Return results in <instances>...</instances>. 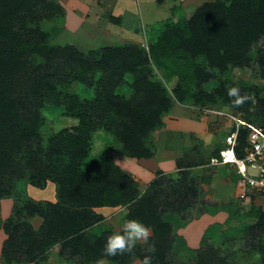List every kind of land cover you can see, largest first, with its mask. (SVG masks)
Instances as JSON below:
<instances>
[{
  "label": "rangeland",
  "instance_id": "1",
  "mask_svg": "<svg viewBox=\"0 0 264 264\" xmlns=\"http://www.w3.org/2000/svg\"><path fill=\"white\" fill-rule=\"evenodd\" d=\"M95 1L91 4V0H45L47 4H59L61 10L52 13V9L37 8L35 14L39 18L35 21L27 20V28L39 29L48 38L42 51L43 57L33 54L28 58L29 71L43 67L49 59V65H52L51 76L54 75V79L55 76L61 77L55 93L42 98L37 131L39 139L47 144L51 138L61 136L63 131L77 126L76 119L65 115L66 107L61 100L66 94L79 101L94 99L100 82L113 87L114 96L121 101H140L141 96L136 94L133 84V73L140 66H134L136 61L129 58L133 49L139 50L148 60L150 72L147 80L160 84L173 105L161 117V126L153 129L144 139L145 146L153 152L152 157L129 158L134 163L128 164L126 172L122 171L135 183L138 198L154 194V204L158 206L155 212L156 223L145 216L138 220L149 227V240H141L136 244L130 252L137 257L133 256L126 264H143L139 255L143 258L150 255L149 245H154L156 249L151 254L153 264H263L264 198L250 194L241 197L245 194L244 186L235 168L213 166L209 162L211 157H217L218 150L224 147L225 137L231 132V122L219 113L232 111L250 126L259 127L264 124V70L260 65L264 58V36L251 43L239 66L227 65L221 72L203 58L184 52L186 43L180 31L188 26L204 4L196 6L195 1L189 0L180 5L182 8L179 5L169 7L166 14L162 9L157 12L155 3L141 5L148 19L153 14V19H159L160 22L151 29H147L146 24L132 28L125 23V29L128 30L122 29L117 33L112 30V26L109 27L117 24L114 22L117 18L110 20L104 16L102 2L95 4ZM220 1L227 6L228 0ZM128 31L134 39L124 37ZM53 48L62 56H49L46 59L45 54ZM154 48L159 55L155 59L150 54ZM69 49L81 53L88 61L86 77L90 85L74 81L79 66L65 62L64 57L69 54ZM113 50L116 51L115 56L111 52ZM195 66L212 75L199 87L195 83ZM233 86L239 87L242 95L251 94L249 103L246 101L242 104L241 114L237 110L226 109L220 101L206 107L213 110L211 114H205L203 108L195 106L201 102L203 93L213 94L220 88L227 90ZM183 88L188 92L186 103L179 104L174 96ZM28 108L33 109L32 102H28ZM18 112L23 113L24 110ZM38 143L39 148L36 147ZM45 145L41 141H32L29 149L40 153V159H44L48 153ZM121 148L113 132H97L81 171H93L103 153L110 156L114 163V159L128 158L122 154ZM66 150L71 152L68 148ZM25 152V148L20 150L21 154ZM96 172L97 169L92 176ZM29 177L28 171L23 170L19 178L8 182V191L19 192L22 196L20 192L26 189L30 198L38 196L41 191L31 189ZM46 183L51 184L56 192L55 182ZM20 201L24 202L22 197L0 201V264H124L128 258L127 253L130 252H125V257L102 256L97 259L96 255L86 249L74 255L67 248L62 249L61 245H44L37 252L27 246L19 249L17 246L25 231L22 224L29 226L27 235L31 232L40 241L45 231L43 218L37 215L24 216L23 212L16 211ZM135 207L136 204L131 203L101 210L97 214L103 220L85 232L86 242L95 243L108 231L122 232L126 220H136L137 216L133 215ZM159 223L164 224L168 230L169 235L165 241L164 238H154V227ZM5 257H9V260Z\"/></svg>",
  "mask_w": 264,
  "mask_h": 264
},
{
  "label": "trees",
  "instance_id": "2",
  "mask_svg": "<svg viewBox=\"0 0 264 264\" xmlns=\"http://www.w3.org/2000/svg\"><path fill=\"white\" fill-rule=\"evenodd\" d=\"M37 8L52 9V13L61 10L59 4H47L45 0H0V201L10 197L18 200L22 197L24 202L20 201L18 210H15L28 217L37 215L45 221L41 241L31 232L27 235L29 226L22 224L25 231L17 246L19 249L27 246L37 252L42 250L44 245H61L62 249L67 248L69 253L74 255H79L86 249L98 259L107 256L103 251L104 245L113 233L105 232L95 243L86 242L85 232L103 220L94 209L118 208L135 203L136 207L132 210L133 215L137 216L136 220L145 216L156 223L155 212L158 206L154 204V194L138 198L139 192L135 183L106 153L100 156L98 166L93 171H81L83 161L91 150L94 134L99 131L110 134L113 132L122 146V154L128 158L149 159L153 152L145 146L144 139L153 129L161 126L160 119L170 110L173 102L160 84L147 80L150 72L147 67L148 60L142 52L133 49L129 58L136 61L134 66H140V69L133 73V84L141 100L121 101L114 96L113 87L100 82L97 84L94 99L79 101L66 94L61 100L66 107L65 115L76 119L78 124L63 131V135L51 138L46 144L37 135L41 101L43 97L55 93L56 86L61 82V77L55 76L54 79V75L51 76L52 65H49L47 58L62 55L53 48L50 53L45 54L47 61L43 67L29 71L28 58L33 54L43 57L42 51L48 39L41 30L26 27L27 20L35 21L39 18L35 14ZM180 32L186 43L184 52H190L189 54L199 59L203 58L202 60H206L211 67L221 72L227 65L239 66L251 43L264 36V0H228L227 6L220 0L204 4L189 21L188 26ZM111 52L113 56L116 55L115 50ZM150 54L153 59L159 56L155 48ZM64 60L78 64L79 72L74 78L76 83L90 85L86 77L88 61L81 53L69 49V54ZM260 65L264 70V58ZM197 68L198 66H195L194 76L199 87L212 75L207 70L201 71ZM187 94V89L183 88V91L175 93L174 98L179 104H185ZM202 95L201 102H197L195 106L203 108V112L209 105L219 101L226 109L242 112L243 105L233 107V98L227 95L226 89L220 88L213 94ZM250 95L248 93L246 96L250 98ZM28 102L33 103V109L28 108ZM20 109L24 112L19 113ZM229 114L234 115V112ZM229 129L233 131L232 124ZM246 137V128L240 129L238 147L234 149L238 158L242 156V150L246 146ZM32 141L46 144L48 153L44 159H40V153L31 152L29 148ZM36 147L39 148L40 143L36 144ZM23 148L26 152L21 154L20 150ZM66 148L71 152H67ZM224 149L225 142L224 147L218 150L217 157H211L210 160L219 158V152ZM69 153L70 155L66 156ZM20 155L21 158H18ZM96 169V175L92 176ZM23 170L29 173L31 189L44 190L47 181L57 184V199L54 204L33 200L28 196L26 189L20 192L22 196L19 192L8 191V182L19 178ZM22 203L24 204L21 205ZM5 231L7 232L6 229ZM153 233L154 238H164V241L169 235L166 226L160 223L154 227ZM25 251L27 252L26 249ZM117 256L125 257V254ZM127 256L124 264L131 261L133 256L137 257L132 252L127 253ZM139 257L143 260L142 256ZM5 259L8 261L9 257ZM262 263L264 264V257Z\"/></svg>",
  "mask_w": 264,
  "mask_h": 264
},
{
  "label": "built area",
  "instance_id": "3",
  "mask_svg": "<svg viewBox=\"0 0 264 264\" xmlns=\"http://www.w3.org/2000/svg\"><path fill=\"white\" fill-rule=\"evenodd\" d=\"M213 110L207 109L205 114H211ZM233 125V131L225 138L226 149L219 152V158L210 160V165L232 166L242 178L244 193L264 198V124L259 127L250 126L238 116L221 112ZM247 131L246 146L242 150V156L236 157L234 149L238 147L237 138L240 129Z\"/></svg>",
  "mask_w": 264,
  "mask_h": 264
},
{
  "label": "crops",
  "instance_id": "4",
  "mask_svg": "<svg viewBox=\"0 0 264 264\" xmlns=\"http://www.w3.org/2000/svg\"><path fill=\"white\" fill-rule=\"evenodd\" d=\"M94 1L91 0V4H93ZM194 1H195V5L197 6V5L207 4V3H213L215 0H193V2ZM98 2H102L103 4L102 5L103 13L105 14L104 16H107V18L109 19L111 18L110 20H112V18L114 17L117 18L116 20H114L115 24L116 22L117 24L116 25L112 24L109 27L112 26V30L118 33L119 30H122V29L128 30V29H125L126 28L125 23H128V25H131L132 28L136 27V25L139 24L141 26L147 25V29H151V27H154L155 24H158V22H160L158 21L159 19L157 20L153 19V16H152L153 14H151V18L148 19L147 18L148 16L143 13L141 9V5L146 6L148 4L155 3L156 11L159 12L160 9H162L164 11V14H166L168 13L166 11H169L168 10L169 7L171 8L173 5H179V6L181 4L183 5L185 2H189V0H96L95 4H97ZM109 19H105V20L108 21ZM105 28H108V26H105ZM124 37L131 38V40L134 39V37L132 38V34H130L129 31L126 33ZM114 160H115L116 165L120 167V169L123 172L127 170L128 164L134 163L132 161L133 159L124 158V157L114 159ZM52 188L53 186L51 184H48L44 190H40L41 193L37 194L38 196L34 197L35 196L34 195L33 199L37 201L55 203L57 199V196H56L57 193L53 191ZM107 209H114V208L103 207V208L94 209V211L100 214L101 210H107Z\"/></svg>",
  "mask_w": 264,
  "mask_h": 264
},
{
  "label": "clouds",
  "instance_id": "5",
  "mask_svg": "<svg viewBox=\"0 0 264 264\" xmlns=\"http://www.w3.org/2000/svg\"><path fill=\"white\" fill-rule=\"evenodd\" d=\"M227 95L233 98V107H239L249 99L248 96L241 95L240 88L235 86L227 89ZM149 236L150 229L147 225L135 219H128L123 224L122 232H115L107 238L103 249L104 254L114 257L130 252L139 241L148 242ZM148 251L150 255H146L143 258V264H153V256L151 254L155 253V246L149 245Z\"/></svg>",
  "mask_w": 264,
  "mask_h": 264
}]
</instances>
